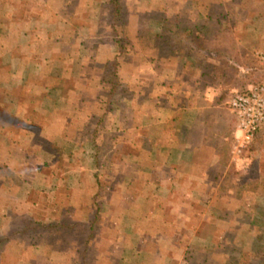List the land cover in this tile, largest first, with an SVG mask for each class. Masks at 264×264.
<instances>
[{"label": "crops", "instance_id": "crops-1", "mask_svg": "<svg viewBox=\"0 0 264 264\" xmlns=\"http://www.w3.org/2000/svg\"><path fill=\"white\" fill-rule=\"evenodd\" d=\"M111 1L0 0L1 147L37 153L43 208L93 228L78 262L27 239L12 264H208L235 238L215 196L234 170L227 101L264 26L237 0H134L120 46Z\"/></svg>", "mask_w": 264, "mask_h": 264}, {"label": "rangeland", "instance_id": "rangeland-1", "mask_svg": "<svg viewBox=\"0 0 264 264\" xmlns=\"http://www.w3.org/2000/svg\"><path fill=\"white\" fill-rule=\"evenodd\" d=\"M237 1H241L239 2L241 6H235L236 9L254 11L257 26H264V0ZM110 5L112 16L106 26L111 24L113 27L120 24L129 26V23L125 22L129 17L125 18L129 15L126 14L127 8L132 7L136 10L137 3L134 0L130 2L113 0ZM139 5L145 6V1H140L138 7ZM115 10L120 11L118 17L113 14V12L116 14ZM161 17L163 15L159 20ZM164 19L163 17L162 20ZM149 20L151 21V18L147 19L146 16L139 17L141 25L152 26V23H148ZM180 23L183 25L184 21ZM117 32L115 34L111 32L110 39L115 42L123 40L122 43H117L120 46L124 43L129 45L127 37L130 34L126 35L128 30L124 28V31L121 29L119 33ZM260 46L251 51L253 59H250L252 63L247 84L264 83V62L258 57L259 52L264 51V47ZM226 52L230 56H235L230 50ZM23 155L20 149L18 151V147L14 148L6 142L3 143V147L0 144V264H12L8 256L10 253H16L15 250L19 249L17 245L27 239H30L29 242L33 245L45 242L48 248L55 252H59L61 247L63 250L71 251L74 257L69 260L74 263L84 259V256L80 255L82 252L85 253L88 226L82 223L72 225L70 208L58 212L57 216L43 208L41 203L52 199L42 187L41 173L47 165L42 159L35 162L37 153L32 157ZM231 165L234 169L233 176L229 175L228 178L222 179L229 193L215 196L216 201L220 197V201L224 199L234 208L235 238L232 240L231 235H226L221 245L220 243L218 245L222 247V250L218 249L219 256L217 258L213 256L208 264H264V125L243 154L238 158H232ZM224 213L226 216L230 214L226 210ZM220 254H224V259L220 258ZM66 260L58 257L57 264Z\"/></svg>", "mask_w": 264, "mask_h": 264}, {"label": "built area", "instance_id": "built-area-1", "mask_svg": "<svg viewBox=\"0 0 264 264\" xmlns=\"http://www.w3.org/2000/svg\"><path fill=\"white\" fill-rule=\"evenodd\" d=\"M264 62V51L259 52ZM234 120L231 156L240 157L264 125V83H251L244 90L234 92L227 101Z\"/></svg>", "mask_w": 264, "mask_h": 264}, {"label": "trees", "instance_id": "trees-1", "mask_svg": "<svg viewBox=\"0 0 264 264\" xmlns=\"http://www.w3.org/2000/svg\"><path fill=\"white\" fill-rule=\"evenodd\" d=\"M258 132H259V131H258ZM84 224H85V223H84ZM75 225H76V224H75ZM88 229H89V227H88ZM90 229H91V228H90ZM90 229H89V230H90ZM86 243H87V241H86Z\"/></svg>", "mask_w": 264, "mask_h": 264}]
</instances>
